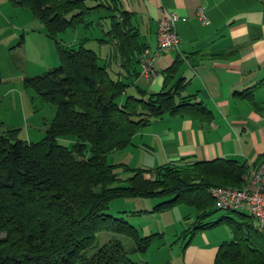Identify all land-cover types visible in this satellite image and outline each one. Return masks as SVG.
Returning <instances> with one entry per match:
<instances>
[{
  "label": "trees",
  "instance_id": "1",
  "mask_svg": "<svg viewBox=\"0 0 264 264\" xmlns=\"http://www.w3.org/2000/svg\"><path fill=\"white\" fill-rule=\"evenodd\" d=\"M12 1L29 8L53 40L69 27L88 28L89 17L96 15L108 39L84 40L108 50L99 56L84 44L59 48L60 65L27 80L28 87L56 108L41 141L19 140L16 131H2L0 124V264H145L128 254L146 252L164 235L140 237L124 218L106 213L111 201L131 198H168L136 215L178 206L194 209L192 227L181 236L189 237L185 247L197 232L228 224L232 239L220 245L213 264H264V235L249 214L227 211L237 219L204 222L219 211L210 189L240 188L250 166L246 162L185 158L154 170L108 162L109 155L130 146L138 130L164 115L207 113L181 96L179 81L167 89L175 66L165 72L159 93L148 94L135 85L147 45L120 0ZM131 87L136 95L126 94ZM62 137L75 141L67 148L58 143ZM117 170L128 176L120 177ZM100 232L121 235L130 244L111 238L99 245Z\"/></svg>",
  "mask_w": 264,
  "mask_h": 264
},
{
  "label": "crops",
  "instance_id": "2",
  "mask_svg": "<svg viewBox=\"0 0 264 264\" xmlns=\"http://www.w3.org/2000/svg\"><path fill=\"white\" fill-rule=\"evenodd\" d=\"M120 2L130 13L150 54L156 53L157 24L163 13L171 12L178 18L175 25L177 49L156 56L153 77L144 76L140 66L135 85L148 94L159 93L163 91L165 72L175 66L174 79L167 89L179 81L183 87L181 96L207 111L194 117L164 115L138 130L130 146L123 150L143 155L151 160L153 167L179 164L185 158L193 162L232 159L249 165L262 160L264 0ZM199 9L206 14L207 25L197 19ZM101 48L103 54L108 50L107 46ZM126 94L136 95V92L131 87ZM240 212L247 213L245 209ZM192 215L185 217L191 221ZM252 221L257 227L255 220ZM261 232L264 235V229ZM231 239L230 231L218 228L197 232L188 246L185 247V243L179 250L168 247L164 258L159 255L155 258L146 251L145 260L141 261L145 264H213L220 245Z\"/></svg>",
  "mask_w": 264,
  "mask_h": 264
},
{
  "label": "rangeland",
  "instance_id": "3",
  "mask_svg": "<svg viewBox=\"0 0 264 264\" xmlns=\"http://www.w3.org/2000/svg\"><path fill=\"white\" fill-rule=\"evenodd\" d=\"M89 18L92 22L88 28L69 27L58 33L53 40L48 37L43 25L32 16L29 8L16 5L12 0H0V124L2 131L14 130L17 139L28 143H37L45 137L48 126L54 119L56 108L42 100L33 88L28 87L27 80L43 76L49 70L57 68L60 65L59 48L78 47L84 44L86 48L100 56V53H103L101 45L96 41L84 39L107 36L102 34L103 25L101 21H97V16L92 15ZM103 29L106 30V26ZM74 141V138L70 137L58 139V143L67 148H70ZM150 161L143 155L131 153L129 150L115 152L108 157V162L111 164L122 163L131 168L148 170L158 168L151 166ZM116 172L122 178L128 176L121 170ZM167 199H116L110 202L106 213L115 218H124L138 230L140 237L156 233L164 234L163 239L153 242L147 250L150 256L154 254L155 258L158 255L164 258L168 247L179 250L188 241V236L184 238L180 236L183 230L192 227L194 209L178 206L159 213L141 215L133 213L152 211L156 205ZM189 213L193 214L191 221L185 217ZM235 215L232 212L215 210L204 219V222L215 221L223 216L236 217ZM217 228L220 231L231 232L228 224H221ZM111 238L121 240L126 246L130 244V241L121 235L108 232L96 234L99 245ZM161 249L162 251L158 252ZM128 257L135 262L145 260L143 253H130Z\"/></svg>",
  "mask_w": 264,
  "mask_h": 264
},
{
  "label": "built area",
  "instance_id": "4",
  "mask_svg": "<svg viewBox=\"0 0 264 264\" xmlns=\"http://www.w3.org/2000/svg\"><path fill=\"white\" fill-rule=\"evenodd\" d=\"M202 25L208 24L206 14L202 9L196 13ZM177 16L171 12H164L157 24V48L155 54L145 50L139 57L142 73L147 78L155 76V59L159 54L175 51L178 37L175 30ZM240 188L213 187L210 194L215 200V207L223 211H240L245 209L258 229H264V157L255 164H250L243 175Z\"/></svg>",
  "mask_w": 264,
  "mask_h": 264
}]
</instances>
